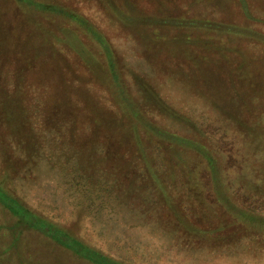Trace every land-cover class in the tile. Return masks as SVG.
<instances>
[{
	"label": "rangeland",
	"instance_id": "1",
	"mask_svg": "<svg viewBox=\"0 0 264 264\" xmlns=\"http://www.w3.org/2000/svg\"><path fill=\"white\" fill-rule=\"evenodd\" d=\"M86 250L264 264V0H0V264Z\"/></svg>",
	"mask_w": 264,
	"mask_h": 264
},
{
	"label": "trees",
	"instance_id": "2",
	"mask_svg": "<svg viewBox=\"0 0 264 264\" xmlns=\"http://www.w3.org/2000/svg\"><path fill=\"white\" fill-rule=\"evenodd\" d=\"M10 202V201H8ZM11 205V204H10ZM40 219V218H39ZM42 220V219H41ZM53 227V231H56V232H61V234H63L62 232L66 233L65 231L61 230L59 227L55 226V225H51ZM56 234H59L60 236V233H56ZM65 235V234H63ZM86 256L84 258H89L90 260H93L97 263H100V264H114V263H111V262H107L103 257L102 255H100L99 253L97 252H94L92 250H86Z\"/></svg>",
	"mask_w": 264,
	"mask_h": 264
}]
</instances>
